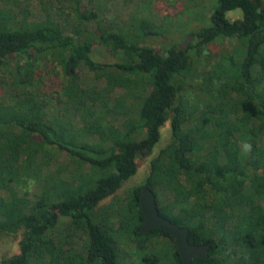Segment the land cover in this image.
Listing matches in <instances>:
<instances>
[{
    "label": "trees",
    "instance_id": "1",
    "mask_svg": "<svg viewBox=\"0 0 264 264\" xmlns=\"http://www.w3.org/2000/svg\"><path fill=\"white\" fill-rule=\"evenodd\" d=\"M30 1L0 9V83L5 78L9 92V101L0 97V236L21 234L19 252L2 264H74L70 255L78 264H122L117 244L125 236L139 253L131 264H182L168 233L138 234L144 187L161 216L188 229L190 245L208 246L207 257L192 264H264V0H185L186 21L202 19L204 9L207 24L188 47L165 53L144 43L159 36L144 19L131 33L102 24L101 6L117 0H86L87 7L83 0H37L47 9L38 22L29 21ZM236 10L241 18L230 21L227 13ZM223 39L236 40L240 58L227 56L190 87L194 59L209 57L206 46ZM94 44L119 61L94 62ZM80 67L105 77L111 90L136 89V117L120 95L111 110L124 120L117 127L105 119L108 105L94 106ZM48 80L49 88L59 86L57 106L73 108L68 120L55 103L60 117H54L50 99L39 95ZM80 112L89 122L71 129L69 120ZM168 121L170 140L150 161L144 182L103 205L137 173L138 157L150 154ZM53 153L70 161L43 177L38 200L25 199L22 184L38 180ZM63 219L86 236L84 255L66 249ZM154 237L166 246L145 251Z\"/></svg>",
    "mask_w": 264,
    "mask_h": 264
},
{
    "label": "rangeland",
    "instance_id": "2",
    "mask_svg": "<svg viewBox=\"0 0 264 264\" xmlns=\"http://www.w3.org/2000/svg\"><path fill=\"white\" fill-rule=\"evenodd\" d=\"M21 1L23 3L26 2V0ZM83 2V5L87 7V5H85L86 0H83ZM12 3L11 0H1L0 9H9L12 7ZM28 4V10L31 14L29 21L38 22V20L44 18V15L46 16L47 9L44 6L41 8V6L37 4V0H31L30 2H28ZM186 6L187 3H185V0H178V2L174 0H125L124 2L117 0L107 3L106 5H102L100 9V17L101 22L102 24H104V26L110 25L112 28L115 29L119 26L130 33V29L136 30L138 28L137 20L144 19L148 21L152 25L154 30L158 32L159 36L148 38L146 37L144 43L155 48L160 53H165L169 48H172L173 46L180 47L181 49H185L186 47H188L194 41L193 33H195L199 29V27H202L207 24L206 20L208 19L209 15L206 14L207 10L204 9L202 12V19L196 20L195 18H191V23H188L190 21H186V17L182 15ZM20 7L27 6L20 3ZM200 9L201 8H197L196 11H199ZM241 16L242 13L240 10L231 11L227 13V18L230 21L239 19L241 18ZM133 18H136V21L133 20ZM93 49L94 50L92 51L91 57L92 60L96 63L112 65L119 61L117 60V58H119L118 54L112 55L108 51H105L101 46H99V44H94ZM206 52L210 56L195 58L193 64L194 67L191 73L186 76V79L190 78L188 82H193L194 84L190 85V87H198L200 80L203 78L204 75H206V73H208V71H210L209 69L215 63L224 64L226 57L232 55L233 53V56L239 59L240 54L243 53L241 47L236 42V40L230 39H223L217 42L216 44L207 45ZM78 71L80 74V82L82 83L83 88L85 90L94 91V94H92L93 96L91 98V101L94 103V106L98 107L101 106L103 103H106L108 105L107 113H104L105 119L112 120V122H114L117 127H119L121 122L124 120L121 117H115V114H113V111L111 110V107L114 104V98L120 95L125 96L126 106L133 107L134 113L131 114V117H136V112H138L140 106V100L133 99L132 97L134 94H131L132 92H136V89H133L131 87L130 95H126L125 89L111 90L110 88H107V85L105 84V77L97 78L95 76V73L89 71L86 67H80ZM107 72H109V74H116L115 70H110ZM1 81L2 82L0 83V97L4 96L6 98V101H9V92L7 86L8 82L5 80V78H2ZM58 87L59 86H50L49 88L48 80V82L46 81L45 83H43V85H41V87H39V95L48 101L50 99L52 106L49 109L52 110L54 114H58L54 117H60V112L61 115H64L66 117V120H68L71 115L68 114V112L72 113L73 108H71L69 105L64 104V102L60 103L59 106H57L56 101L57 98L59 99V95L56 96V94H54V89L57 90ZM54 103L56 104L59 112L57 111ZM75 117L76 119L69 120V125L71 126V129L74 130L82 126L85 119L88 122L90 119V116H87V113L84 114L83 112H80V116ZM170 135L171 127L170 121H168L161 128V138L156 144V146L153 148V150L150 152V154L146 155L144 153L143 155H141V157H138L139 167L137 173L129 180H127L120 188L117 189L115 194L112 196L113 198H109L108 200L104 201L103 205H108L112 200L116 199V197L120 195H123L130 188L141 185L144 182L146 176L149 173L150 161L157 156L160 149H162L168 144L170 140ZM240 145L244 147L242 143ZM262 146L264 147V140L262 141ZM37 161L39 163V160ZM69 161L70 160L66 154L53 153L51 158L46 160L45 163H41V165L39 166L41 170L39 174L40 176L38 178L39 181L26 180L22 184V186L24 187L23 189L25 191H29V194L27 196H24V198L31 202L38 200L41 196V182L43 177L50 173L52 174L56 172L58 169H60L59 167H63L62 165H67ZM21 169H24L23 171H26L27 167L23 165ZM76 172L77 170H75L73 173ZM62 175L63 179H65V173H62ZM2 194L3 193L0 192V195ZM20 195H23L22 191L20 192ZM168 198L169 195L162 194V199L166 200ZM60 223L61 225H63L59 227L61 236L64 235L65 237H67L68 235H70V237L68 238V245L66 246V249L71 248V251H76L81 255H84L86 236L81 231H73L74 229H68V221L64 220V222ZM65 224L66 226H64ZM20 239V233L10 236H0V264H2L5 259L19 252ZM123 239L124 240L118 242L117 244L122 264H131V262L137 263V257L139 253L137 254L136 244L131 243V241L127 239V236L123 237ZM165 246L166 240L154 237L149 239V241H147V243L145 244V251L148 252L149 250L155 249L160 250L162 247ZM77 258L81 260V257ZM71 260H75V262L73 263L78 264V262L76 261V259H74V257H72V255H70V261Z\"/></svg>",
    "mask_w": 264,
    "mask_h": 264
},
{
    "label": "water",
    "instance_id": "3",
    "mask_svg": "<svg viewBox=\"0 0 264 264\" xmlns=\"http://www.w3.org/2000/svg\"><path fill=\"white\" fill-rule=\"evenodd\" d=\"M139 205L143 214V223L138 229V234H147L153 230L168 233L175 241L182 264H192V259L195 257L202 259L207 257L208 246L190 245L187 240L188 229L170 222L159 214L154 194L148 187L143 188Z\"/></svg>",
    "mask_w": 264,
    "mask_h": 264
}]
</instances>
